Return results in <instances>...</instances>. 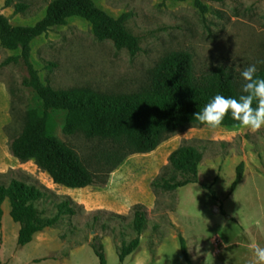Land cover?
<instances>
[{
  "label": "rangeland",
  "instance_id": "374dc122",
  "mask_svg": "<svg viewBox=\"0 0 264 264\" xmlns=\"http://www.w3.org/2000/svg\"><path fill=\"white\" fill-rule=\"evenodd\" d=\"M50 1L0 0V10L14 25H33L45 15ZM94 2L114 17H125L126 28L139 37V50L132 53L126 47L117 48L111 39L100 40L90 22L71 17L66 24L51 28L31 42V61L45 83L55 88L89 87L107 93L139 91L149 84L151 72L160 59L177 50L193 54L198 76L223 65L242 83L240 71L247 65L255 63L258 70L264 69V63H258L264 62V0H206L204 12L196 6L195 0ZM19 4L22 6L18 8ZM19 54L20 49H9L0 43V181L8 183L18 178L46 186L42 182H51L49 174L33 159L19 160L10 149L12 139L24 127L27 110L39 104L35 92L23 85L28 77L23 60L5 62ZM54 118L53 134L71 145L91 170L103 176L102 168L98 169L99 162L111 144L87 138L80 129L67 133L63 112H55ZM183 143L198 145L203 152L198 182L172 191L153 190L149 179L168 162L169 153ZM240 159L247 160L252 170L258 169L261 176L254 179L247 175L232 189L236 175L234 161ZM208 163L211 165H206ZM120 167V178L113 184L114 193L104 192L100 201H116L125 206L130 202L145 204L148 224L153 228L155 219L164 218L168 210L176 207L178 199L177 214L192 256L195 254L193 245L197 244L201 254L211 262L219 259L212 252L214 236H220L223 243L230 241L240 230L236 220L250 227L264 210V126L253 130L241 125L216 128L206 124L189 125L169 134L155 150L127 156L116 169ZM111 173L107 183L93 184L95 189L106 188ZM59 186L75 191V188ZM46 187L53 195L37 205L45 216H52L64 196L57 186ZM153 200V205L148 207V202ZM5 203L10 205L8 198ZM130 208L124 212L105 208L88 211L76 203L75 214L62 216L61 230L70 235L73 226L84 224L86 239L92 238L99 244L102 236L107 235L120 244L135 236L129 223ZM111 213H121L126 218ZM230 214L236 220L229 218ZM235 238L244 240L243 235ZM240 248L234 246V253ZM225 253L223 249L218 255L224 257ZM80 254L86 264L99 263L89 244ZM168 256L170 264H187L178 247L171 248Z\"/></svg>",
  "mask_w": 264,
  "mask_h": 264
},
{
  "label": "trees",
  "instance_id": "16d2710c",
  "mask_svg": "<svg viewBox=\"0 0 264 264\" xmlns=\"http://www.w3.org/2000/svg\"><path fill=\"white\" fill-rule=\"evenodd\" d=\"M206 0H195L201 11L207 10ZM220 1V0H217ZM19 4L17 7H21ZM71 17H81L91 23L95 36L111 39L117 48L139 50V37L125 26V17H114L94 0H51L45 15L33 25H14L0 10V43L9 49H20V54L5 62L22 59L28 71L23 85L32 89L39 104L29 108L19 135L10 143L12 154L21 161L33 159L46 171L53 182L71 188H81L97 183H107L109 174L123 160L136 153L155 150L169 135L182 131L189 125H204L194 116L216 94L238 98L241 82L225 66L219 65L210 73L198 76L193 54L187 50L172 51L163 56L153 68L149 84L131 93H107L89 87L55 88L45 83L31 61V42L51 28L64 25ZM256 76L264 78V69ZM253 107L256 101H253ZM55 112L64 113V129L73 133L83 131L87 138H98L111 144L100 160L103 176L91 170L81 155L68 143L53 134ZM220 125L237 126L239 122L226 115ZM203 152L198 145L183 143L168 155V162L150 181L153 190L172 191L199 180V164ZM107 166V168L104 167ZM100 171V170H98ZM244 163L236 166L232 189L241 180ZM213 196L215 195L210 190ZM53 192L37 182L12 178L8 183L0 181V220L2 203L8 198L10 214L20 224L18 245H25L35 233L60 221L62 216L76 213V203L68 195L56 204V213L45 216L37 203L51 197ZM223 212V209H220ZM130 226L135 236L118 244L121 262L134 251L141 233L148 227V213L143 203L131 206ZM126 218L121 213H111ZM96 220L97 217H94ZM91 245L100 264H107L102 242L92 240ZM181 252L191 264L185 241L180 236Z\"/></svg>",
  "mask_w": 264,
  "mask_h": 264
},
{
  "label": "crops",
  "instance_id": "0c3cea01",
  "mask_svg": "<svg viewBox=\"0 0 264 264\" xmlns=\"http://www.w3.org/2000/svg\"><path fill=\"white\" fill-rule=\"evenodd\" d=\"M240 162L244 163V171L239 182H242L247 175L252 176L254 179L261 176L258 169L252 170L248 161L245 159L234 161V165L236 164L237 166ZM201 163H203V158L200 164ZM206 165H211V163ZM120 170L121 167L112 171L109 179L110 181L103 190L95 189L93 185L75 188V191L69 188L65 189L59 186V184L54 183L50 175L49 178H51V182H41L49 187L57 186L60 194L70 196L76 203L82 204L88 211L105 208L124 212L125 210L127 211L131 205L138 202H130L128 206H125L123 203L117 204L116 201H100L101 195L104 192L109 195L114 193L113 184L120 178L118 175ZM157 173L158 171L155 173V176ZM155 176L151 177L149 180L151 181ZM153 203L154 200L148 202L147 206L151 207ZM178 206L177 199L176 207L168 210L164 218L161 219V217H157L153 228H150L148 224V227L141 233L138 247L128 254L123 262L120 261L118 256V244L114 242L112 237L107 235L102 236L100 241L104 247L107 264H170L168 256L170 249L178 247V249L181 250L180 236H182L185 241L191 264H253L254 256L249 245L255 242L260 246H264V210L260 213L259 218L255 220V223L250 224V227L246 226L242 221L236 220V218L230 214L228 217L236 220L240 228L235 237L243 235L244 240L242 241L233 237L230 241L224 242L221 250L223 251L224 249L226 252L224 257H219V255L214 252L213 246L212 252L214 256L219 258L217 261L211 262L207 260V258L201 254L200 246L197 244L193 245L195 254L192 256L188 238L186 237L184 228L177 214ZM125 207L126 209H121ZM216 210L220 209L216 208ZM2 211L3 213L0 220V264H86L85 257L80 253L86 244H89L92 249L93 247L91 245L92 238L86 239L84 224L80 226L77 225L76 227L73 226V231L70 235L64 234L61 230L64 219L61 218L56 224L47 226L35 233L30 242L25 245H18L20 224L14 221L12 216L11 218L8 217L11 211V204L6 205L4 200L2 203ZM223 211L225 210L223 209ZM177 240H179V242H177ZM234 246L241 248L238 252L234 253ZM96 257L98 258L97 255ZM98 264H100V261Z\"/></svg>",
  "mask_w": 264,
  "mask_h": 264
},
{
  "label": "clouds",
  "instance_id": "9594fccd",
  "mask_svg": "<svg viewBox=\"0 0 264 264\" xmlns=\"http://www.w3.org/2000/svg\"><path fill=\"white\" fill-rule=\"evenodd\" d=\"M257 72L258 68L255 63L243 68L240 71L243 81L242 94L238 98L216 94L202 111L195 113L196 119L210 128H216L225 116L230 114L231 118L243 127L255 130L264 126V78L256 76ZM254 100L256 101L255 107L252 106ZM249 247L254 256L253 264H264V246L253 242Z\"/></svg>",
  "mask_w": 264,
  "mask_h": 264
},
{
  "label": "built area",
  "instance_id": "2783aa9c",
  "mask_svg": "<svg viewBox=\"0 0 264 264\" xmlns=\"http://www.w3.org/2000/svg\"><path fill=\"white\" fill-rule=\"evenodd\" d=\"M212 243H213V246H214V252L216 254L220 253L221 250H222V247H223V240L220 236H214L212 238Z\"/></svg>",
  "mask_w": 264,
  "mask_h": 264
}]
</instances>
